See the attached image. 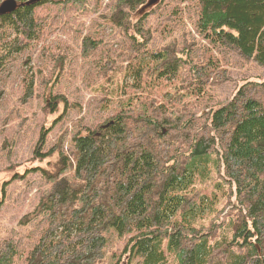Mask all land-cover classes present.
<instances>
[{
    "label": "trees",
    "instance_id": "trees-1",
    "mask_svg": "<svg viewBox=\"0 0 264 264\" xmlns=\"http://www.w3.org/2000/svg\"><path fill=\"white\" fill-rule=\"evenodd\" d=\"M84 1L16 0L14 11L0 13V68L49 37L56 6ZM181 1L194 14L184 45L158 41L180 6L112 0L110 15L102 14L127 38L117 78L103 68L114 111L95 125L79 117L70 144L62 133L46 149L43 129L34 158L46 160L42 170L55 183L22 222L42 216L47 225L22 263L13 243L1 241L0 264H103L111 230L124 237L112 264L123 254L125 264H264V76L241 80L227 102L206 104L197 116H174L184 100L226 78L217 60L194 59L193 38L264 68V0ZM101 42L88 35L80 45L89 55ZM56 49L44 48L55 83L67 54ZM36 72L24 77V101L34 96ZM48 102V112L69 107L60 91Z\"/></svg>",
    "mask_w": 264,
    "mask_h": 264
},
{
    "label": "rangeland",
    "instance_id": "rangeland-1",
    "mask_svg": "<svg viewBox=\"0 0 264 264\" xmlns=\"http://www.w3.org/2000/svg\"><path fill=\"white\" fill-rule=\"evenodd\" d=\"M159 3L166 9L174 6L181 8L172 15L167 25H163L169 26L168 33L160 36L161 30L153 31L155 39L160 36V43L184 45L185 40L190 38L184 25L192 24L194 14L189 13L192 5L181 0H159ZM111 4L112 0H101L100 4L96 0H85L84 3L70 4L65 10L56 6L57 15L49 37L31 42L24 52L12 55L0 68V242L13 243L19 263L24 261L27 251L39 240L47 225V217L41 216L28 223H23L22 219L55 183L54 179H47L42 170L46 167V160L34 158L43 129L49 127L46 149L54 145L62 133H66L65 140L70 144L73 133L79 127V117H83L82 124L95 125L110 118L114 111L115 99L108 96L105 88L108 86L107 76L103 74V68L111 66L113 69L108 74L117 78L127 38L109 23L107 17L102 16L103 13L110 15ZM146 16L147 19L152 18L149 14ZM157 21L158 17L155 18ZM88 35L102 42L94 53L85 55L80 44ZM193 43L194 59L204 62L211 57L217 60L218 69H225L226 78L218 83L210 82L201 94L184 100L182 103L187 104L181 106L174 116L183 119L193 114L197 116L206 104L217 107L227 102L241 80L264 76V68L229 47L209 43L201 37L193 38ZM46 46L55 53H58L56 47L60 46L67 53L63 74L56 83L51 80L55 61L46 55ZM32 67L37 71L38 84L34 96L24 101V77ZM39 68L47 70L39 73ZM58 91L65 93L68 99L69 107L64 114L63 104L55 112H48L47 109L48 101ZM73 102L78 106H72ZM109 232L107 256L103 264L117 263L118 251L124 244V237L113 230ZM120 258L121 264H125L126 256L123 254Z\"/></svg>",
    "mask_w": 264,
    "mask_h": 264
},
{
    "label": "water",
    "instance_id": "water-1",
    "mask_svg": "<svg viewBox=\"0 0 264 264\" xmlns=\"http://www.w3.org/2000/svg\"><path fill=\"white\" fill-rule=\"evenodd\" d=\"M159 0H149V5H152ZM17 6L16 0H4L0 5V13L12 12Z\"/></svg>",
    "mask_w": 264,
    "mask_h": 264
},
{
    "label": "bare ground",
    "instance_id": "bare-ground-1",
    "mask_svg": "<svg viewBox=\"0 0 264 264\" xmlns=\"http://www.w3.org/2000/svg\"><path fill=\"white\" fill-rule=\"evenodd\" d=\"M50 188V187H49Z\"/></svg>",
    "mask_w": 264,
    "mask_h": 264
}]
</instances>
